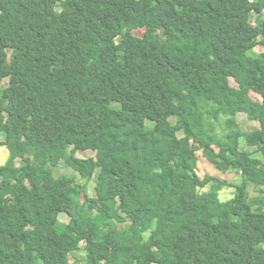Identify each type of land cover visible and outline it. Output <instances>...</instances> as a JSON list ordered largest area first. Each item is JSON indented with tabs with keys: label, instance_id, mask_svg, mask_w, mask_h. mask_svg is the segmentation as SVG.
Wrapping results in <instances>:
<instances>
[{
	"label": "trees",
	"instance_id": "16d2710c",
	"mask_svg": "<svg viewBox=\"0 0 264 264\" xmlns=\"http://www.w3.org/2000/svg\"><path fill=\"white\" fill-rule=\"evenodd\" d=\"M258 46L264 0H0V264H264ZM213 147L242 174L233 198L193 167Z\"/></svg>",
	"mask_w": 264,
	"mask_h": 264
},
{
	"label": "rangeland",
	"instance_id": "374dc122",
	"mask_svg": "<svg viewBox=\"0 0 264 264\" xmlns=\"http://www.w3.org/2000/svg\"><path fill=\"white\" fill-rule=\"evenodd\" d=\"M256 1V0H252ZM143 31H136L134 34L136 35H143ZM261 53H264V47L258 46L254 50L255 55H259ZM9 83V80H4V84L0 86V94L3 92L5 88H7V85ZM176 89L183 90L184 87L182 85H175ZM192 100L190 99V103L187 104L185 107V110H188L190 107ZM115 108H119V105H115ZM224 123H220V125H223ZM243 124H248V121L243 120ZM252 127V125H251ZM251 127H245L246 130L251 129ZM216 131L218 134H224L225 130L223 127H220L219 125L216 128ZM15 136L9 135L4 136L0 134V142H7V141H14ZM71 148L69 149L70 152ZM218 147H213V149H202L198 154L195 160L192 162L194 169L197 170L198 174L202 176L203 178H219L222 182H226L230 187H226L222 193L224 197L226 198H233L235 196V192L237 187H243V181L241 180L242 174L239 173V171L234 170L233 167H230L226 165L224 162H221L220 159H218ZM95 153L91 151H79L76 156L79 159H90L95 158ZM10 157V152L8 150V147L2 146L0 147V166L4 165L7 160ZM257 159L259 160L261 156L259 154L256 155ZM238 158H234V161H237ZM21 160H18L19 166ZM54 177L58 181H63L64 178L72 179L75 184L80 183L85 186V190L87 195L90 198L96 197V184H97V177L91 178L89 181L86 179H83L80 173L77 172L74 168L67 165L64 161H61L54 169H53ZM167 184V181L165 177H160L157 180H155L154 186L157 188V190H160L163 186ZM234 184V187L232 186ZM210 187H207L205 191H209ZM261 191V192H260ZM247 193L250 194L249 200H254L256 203L254 204L255 209L259 207L264 208V191L257 188L254 184H250V186H247ZM70 222V217L67 214H61L58 220L57 228L60 233H63L66 230L67 225ZM149 238V234H145V239L147 240ZM88 263V257L86 252H80L76 253L71 257L70 264H87Z\"/></svg>",
	"mask_w": 264,
	"mask_h": 264
}]
</instances>
